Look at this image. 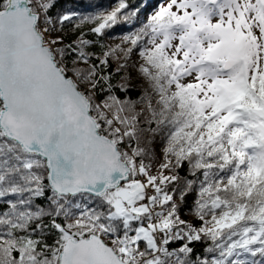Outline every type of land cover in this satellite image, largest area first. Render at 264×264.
<instances>
[{
  "label": "snow or ice",
  "instance_id": "obj_1",
  "mask_svg": "<svg viewBox=\"0 0 264 264\" xmlns=\"http://www.w3.org/2000/svg\"><path fill=\"white\" fill-rule=\"evenodd\" d=\"M55 4L0 0V264H264V0H167L115 45L86 37L127 0Z\"/></svg>",
  "mask_w": 264,
  "mask_h": 264
},
{
  "label": "trees",
  "instance_id": "obj_2",
  "mask_svg": "<svg viewBox=\"0 0 264 264\" xmlns=\"http://www.w3.org/2000/svg\"><path fill=\"white\" fill-rule=\"evenodd\" d=\"M161 3H167V0H127V4L129 5L128 12L132 13L131 19L129 22L124 23L121 22L119 25L114 27L113 29L105 32L102 39L95 38L91 35H88L86 38L88 39H97V43L100 45H115L119 44L121 37L126 34L134 33L139 30L140 27L144 23L147 22L148 18L157 10L158 6ZM117 0H56L55 7L52 9V13H61L66 11H75L79 14L83 15H92L96 12H107L111 11L116 7ZM95 25L89 24L83 26V30L85 32L88 31L89 28ZM58 35H64L65 43H69L76 38L77 33L73 32L72 25L68 24L65 26V30L63 33H57ZM94 51L99 54L100 48L94 49ZM133 59H135V54L133 55ZM112 67H115V64H112ZM118 76H114V80H118ZM135 83V81H134ZM133 98L137 95V93H133ZM159 152V149H157ZM162 162V157L160 158ZM158 167V164L156 165ZM156 167L153 168V174H155ZM167 174V173H166ZM180 176H185V171L180 170ZM190 175V174H189ZM187 203H182L181 208V218L191 221L195 226H200V221L196 219L193 213L189 210L190 206L193 205V195L187 196ZM179 200V197H177ZM51 242V240H49ZM178 244H174L173 247H178ZM197 253H199L204 245L199 242H194L192 245Z\"/></svg>",
  "mask_w": 264,
  "mask_h": 264
}]
</instances>
